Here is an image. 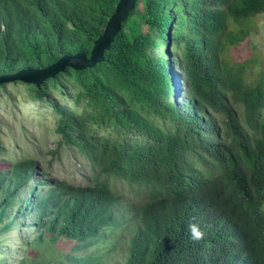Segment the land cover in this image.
<instances>
[{"label":"trees","instance_id":"16d2710c","mask_svg":"<svg viewBox=\"0 0 264 264\" xmlns=\"http://www.w3.org/2000/svg\"><path fill=\"white\" fill-rule=\"evenodd\" d=\"M117 1L0 0V74L88 57ZM262 12L264 0H137L103 61L29 85L84 99L81 113L52 104L59 144L148 194L3 163L0 237L27 230L17 264H264V61L251 75L226 54Z\"/></svg>","mask_w":264,"mask_h":264},{"label":"rangeland","instance_id":"374dc122","mask_svg":"<svg viewBox=\"0 0 264 264\" xmlns=\"http://www.w3.org/2000/svg\"><path fill=\"white\" fill-rule=\"evenodd\" d=\"M160 50L163 51L164 47ZM226 54L232 61L248 60L247 71L251 75L262 69L264 12L255 16L251 34L245 40L228 46ZM1 83H4V86L0 87V165L2 167L3 163L10 166L21 159L31 158L37 161L42 172L73 185H87L94 183L95 179H107L115 192L129 201L147 199V190H140L112 176L97 174L88 159L76 147L59 144L61 137L56 132L58 116L52 104H64L79 113L89 109L84 99L79 103L72 101L68 86L62 88L64 93L53 89L43 100H39L34 97L30 83L20 80ZM99 132L107 131L100 129ZM32 183L33 181L25 188H29ZM262 211L264 213V202ZM21 230H14L0 237L1 245H7L8 248L5 249L8 254L0 255V259L5 257L7 264H17L21 258L22 252L19 248L22 240L18 235ZM26 231L25 228L22 230V235L25 237ZM58 246L65 247L58 243L54 248L59 249Z\"/></svg>","mask_w":264,"mask_h":264},{"label":"water","instance_id":"95a60500","mask_svg":"<svg viewBox=\"0 0 264 264\" xmlns=\"http://www.w3.org/2000/svg\"><path fill=\"white\" fill-rule=\"evenodd\" d=\"M137 0H118L113 13L108 17L102 33L94 40L90 54L87 57L84 53L78 52L72 55L61 56L55 62L42 68H25L13 73L0 74L2 81L20 80L38 87L45 79L54 77L66 66L74 70H81L93 67L104 60V52L110 48L115 35L121 28L122 22L128 17Z\"/></svg>","mask_w":264,"mask_h":264},{"label":"clouds","instance_id":"9594fccd","mask_svg":"<svg viewBox=\"0 0 264 264\" xmlns=\"http://www.w3.org/2000/svg\"><path fill=\"white\" fill-rule=\"evenodd\" d=\"M189 236L193 241H200L205 237V231L201 228L199 223L190 222L188 224Z\"/></svg>","mask_w":264,"mask_h":264}]
</instances>
